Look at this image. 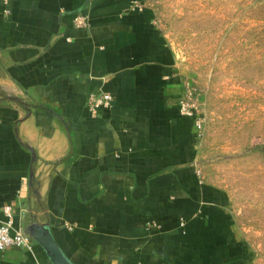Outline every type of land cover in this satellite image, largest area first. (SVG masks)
Listing matches in <instances>:
<instances>
[{"label": "crops", "instance_id": "1", "mask_svg": "<svg viewBox=\"0 0 264 264\" xmlns=\"http://www.w3.org/2000/svg\"><path fill=\"white\" fill-rule=\"evenodd\" d=\"M187 84L144 0H0V221L46 224L71 264H255L198 169ZM0 264L52 263L33 239Z\"/></svg>", "mask_w": 264, "mask_h": 264}, {"label": "rangeland", "instance_id": "2", "mask_svg": "<svg viewBox=\"0 0 264 264\" xmlns=\"http://www.w3.org/2000/svg\"><path fill=\"white\" fill-rule=\"evenodd\" d=\"M144 1L198 93V169L264 264V0Z\"/></svg>", "mask_w": 264, "mask_h": 264}, {"label": "built area", "instance_id": "3", "mask_svg": "<svg viewBox=\"0 0 264 264\" xmlns=\"http://www.w3.org/2000/svg\"><path fill=\"white\" fill-rule=\"evenodd\" d=\"M132 9V6H130ZM196 92L187 84L182 95L178 98V109L183 115L192 116L193 128L199 135L203 128L202 116L196 111L197 107ZM113 100L112 94L109 92H90L86 97V106L91 112H95L100 108H107ZM6 219L0 221V251H4L12 246L26 249L32 248V237L23 231L15 230L11 233V208L8 205L2 207Z\"/></svg>", "mask_w": 264, "mask_h": 264}, {"label": "water", "instance_id": "4", "mask_svg": "<svg viewBox=\"0 0 264 264\" xmlns=\"http://www.w3.org/2000/svg\"><path fill=\"white\" fill-rule=\"evenodd\" d=\"M24 232L40 244L52 264H71L62 253L46 224L32 222L25 227Z\"/></svg>", "mask_w": 264, "mask_h": 264}]
</instances>
